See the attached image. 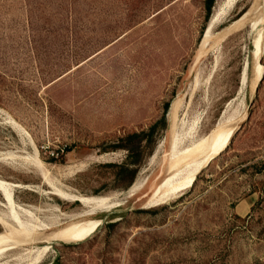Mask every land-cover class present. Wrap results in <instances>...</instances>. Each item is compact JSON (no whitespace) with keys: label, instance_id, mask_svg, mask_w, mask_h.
Returning <instances> with one entry per match:
<instances>
[{"label":"rangeland","instance_id":"1","mask_svg":"<svg viewBox=\"0 0 264 264\" xmlns=\"http://www.w3.org/2000/svg\"><path fill=\"white\" fill-rule=\"evenodd\" d=\"M214 7L207 20L205 0H0V180L11 184L13 203L41 209L25 208L36 218L72 214L82 208L79 197L126 194L130 172L116 174L127 151L110 147L148 129L169 102L167 128L137 156L133 184L144 179L143 188L90 216L103 224L86 240L53 241L39 264H264V204L250 217L235 212L264 189V78L256 90L252 57V23L264 0H241L203 46ZM260 62L264 68V54ZM192 122L183 144L207 139L184 160L202 158L220 132L236 131L188 190L143 207L174 168V134ZM5 203L0 190V213ZM21 251L2 262L14 264Z\"/></svg>","mask_w":264,"mask_h":264},{"label":"bare ground","instance_id":"2","mask_svg":"<svg viewBox=\"0 0 264 264\" xmlns=\"http://www.w3.org/2000/svg\"><path fill=\"white\" fill-rule=\"evenodd\" d=\"M240 1L241 0H220L216 3L206 35L203 38V46L208 43L209 37L216 25L229 15ZM252 31L254 33L252 41V57L254 58L255 79L253 85L255 88L259 80L264 77V68L260 62L262 54H264V14L256 17V20L252 23ZM254 88L252 87L253 90ZM9 119L12 128L16 131L18 136L20 135L22 138L27 139V141L33 144L27 130L12 117H9ZM193 128L192 122L188 131L174 134V141L173 144L170 145L169 151L170 160L174 164V168L172 169V172H170V175L162 179L152 188L143 207H155L165 204L170 200L179 197L183 192L188 190V188L197 180L199 173L207 167L214 158L228 148L232 136L236 131V128L233 127L220 132L216 142H214L208 153L202 158L196 160V157L193 156L184 160V157L180 156L184 153L189 154V152L195 148H198L199 150L207 139V137L203 136L198 140L192 139L189 145H184L183 140L186 136L190 137L194 133L193 131L195 130ZM219 131H221V128L218 132ZM144 185V179H138L128 189L126 194L122 193L120 195L104 198L79 197L82 203V208L78 210L76 208L77 211L73 210L74 212H72V214L58 211V213H52L51 215H44L36 218V216L25 210V208L33 209L37 213L40 212L41 209L13 203V188L11 184L0 180V190L3 192L6 199V203L4 204L6 212L0 213V224L4 228L3 232L0 233V264H5V262H2V259H4L2 257L6 252L17 249H21L22 251L14 256V264H39L44 260L46 253L52 249L50 244L53 241L60 240L65 243H79L86 240L98 230V227L101 224H103L101 218H92L90 216L95 215L96 211L101 208L110 209L124 205L125 198L128 196L132 197V195L138 193ZM53 191L59 193L64 198L70 196L69 193L57 187L53 188ZM40 243H44L40 248L35 249L31 248V246L30 249H28V247L22 249V246L28 244H37L38 246Z\"/></svg>","mask_w":264,"mask_h":264},{"label":"trees","instance_id":"3","mask_svg":"<svg viewBox=\"0 0 264 264\" xmlns=\"http://www.w3.org/2000/svg\"><path fill=\"white\" fill-rule=\"evenodd\" d=\"M215 5V0H205V8H206V19L208 20L210 18V15L212 13L213 7ZM244 11H241L238 16H241ZM169 108V102L165 103L164 105V112L163 115L152 125L149 126L146 130H141L138 132H131L128 133L121 138L118 139L117 142L112 144L110 147L112 151H116L118 149H124L127 151V162L120 166L119 169L121 172L117 173V177L120 175V173H124L126 171L130 172L129 180L125 186V189L128 190V188L133 184L135 181V175L137 172V166H138V153L140 154L143 151V148H150V150L153 148V144L155 142V135L160 130H164L167 128V110ZM64 150L70 151L71 148L66 147ZM108 151V150H104ZM51 161H56L55 158H52ZM110 166H116V164L109 163ZM130 166H134L133 168H130ZM257 203H263L262 199H259Z\"/></svg>","mask_w":264,"mask_h":264},{"label":"crops","instance_id":"4","mask_svg":"<svg viewBox=\"0 0 264 264\" xmlns=\"http://www.w3.org/2000/svg\"><path fill=\"white\" fill-rule=\"evenodd\" d=\"M259 199H262V204H264V189L258 192H253L251 195L241 200L235 206L236 214L241 217H250L253 213L252 208Z\"/></svg>","mask_w":264,"mask_h":264},{"label":"water","instance_id":"5","mask_svg":"<svg viewBox=\"0 0 264 264\" xmlns=\"http://www.w3.org/2000/svg\"><path fill=\"white\" fill-rule=\"evenodd\" d=\"M263 78H264V77H263ZM263 78H261V79L259 80L258 84L263 80ZM258 84H257V86H256V90L258 89Z\"/></svg>","mask_w":264,"mask_h":264}]
</instances>
